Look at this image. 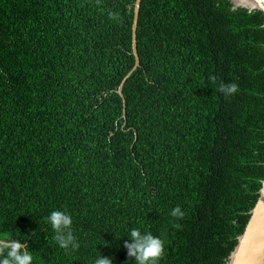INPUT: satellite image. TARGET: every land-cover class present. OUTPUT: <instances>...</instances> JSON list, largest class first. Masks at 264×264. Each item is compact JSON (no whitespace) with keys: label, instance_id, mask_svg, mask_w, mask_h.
<instances>
[{"label":"trees","instance_id":"trees-1","mask_svg":"<svg viewBox=\"0 0 264 264\" xmlns=\"http://www.w3.org/2000/svg\"><path fill=\"white\" fill-rule=\"evenodd\" d=\"M135 2L0 0V234L33 264H132V228L165 241L161 264H227L258 201L264 14L142 0L124 118ZM52 210L76 251L52 239Z\"/></svg>","mask_w":264,"mask_h":264},{"label":"clouds","instance_id":"clouds-1","mask_svg":"<svg viewBox=\"0 0 264 264\" xmlns=\"http://www.w3.org/2000/svg\"><path fill=\"white\" fill-rule=\"evenodd\" d=\"M109 18H116L109 13ZM213 82H215L213 80ZM218 90L225 98L235 94L238 86L235 83L218 85ZM173 218H182L184 212L179 206L170 212ZM44 223L48 225L52 232V239L60 249L66 253L74 252L79 248V244L72 231L73 219L65 211L52 210L44 218ZM127 238L132 243L124 242L127 249V256L134 257L132 264H161L165 256V241L157 235H153L148 230L132 228L129 230ZM26 240H21L15 235L0 234V264H33L34 257L28 251ZM90 264H112L110 258H103L97 255Z\"/></svg>","mask_w":264,"mask_h":264},{"label":"water","instance_id":"water-1","mask_svg":"<svg viewBox=\"0 0 264 264\" xmlns=\"http://www.w3.org/2000/svg\"><path fill=\"white\" fill-rule=\"evenodd\" d=\"M142 0H136L132 27V51L135 65L132 71L123 79L117 91L123 100V117H126V103L123 87L129 77L140 67V58L137 50V27ZM233 10L245 9L249 12L260 11L264 14V0H229ZM264 27V26H263ZM250 219L243 232L238 237V243L230 254L227 264H264V180L259 191L258 201L250 212Z\"/></svg>","mask_w":264,"mask_h":264}]
</instances>
